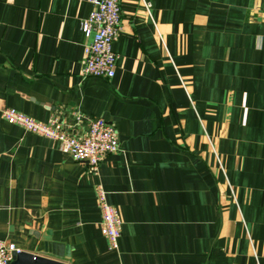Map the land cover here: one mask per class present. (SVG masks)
Returning a JSON list of instances; mask_svg holds the SVG:
<instances>
[{
	"label": "crops",
	"instance_id": "crops-1",
	"mask_svg": "<svg viewBox=\"0 0 264 264\" xmlns=\"http://www.w3.org/2000/svg\"><path fill=\"white\" fill-rule=\"evenodd\" d=\"M92 10L0 0V240L66 264H264V0H122L111 79L83 76ZM6 108L105 119L120 150L95 173Z\"/></svg>",
	"mask_w": 264,
	"mask_h": 264
},
{
	"label": "built area",
	"instance_id": "built-area-1",
	"mask_svg": "<svg viewBox=\"0 0 264 264\" xmlns=\"http://www.w3.org/2000/svg\"><path fill=\"white\" fill-rule=\"evenodd\" d=\"M93 10L87 19L81 21V29L91 39L84 49L83 76L111 79L115 76L119 56L113 49L122 32V0H89ZM147 7H150L148 4ZM264 15V11H263ZM2 116L11 125L25 131L60 143L61 151L77 162L86 163L97 173L101 162L120 150L119 135L114 124L102 118L86 119L76 115L75 121L63 122L51 119L42 123L28 117L14 108H6ZM86 122L85 132L80 125ZM212 149L219 162L220 170H226L220 162L215 146ZM231 187V185L229 184ZM234 194V189L231 187ZM97 201L101 211V233L107 239L112 251L119 250L123 219L120 211L109 205L102 185L97 186ZM23 251L15 244L0 240V264H11L14 253Z\"/></svg>",
	"mask_w": 264,
	"mask_h": 264
},
{
	"label": "water",
	"instance_id": "water-1",
	"mask_svg": "<svg viewBox=\"0 0 264 264\" xmlns=\"http://www.w3.org/2000/svg\"><path fill=\"white\" fill-rule=\"evenodd\" d=\"M47 252L54 254L58 257H63V253L52 251L47 249ZM13 262L11 264H66L62 261L51 259L49 257L34 255L32 253L28 252H22V253H14L13 254Z\"/></svg>",
	"mask_w": 264,
	"mask_h": 264
}]
</instances>
